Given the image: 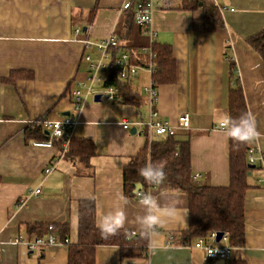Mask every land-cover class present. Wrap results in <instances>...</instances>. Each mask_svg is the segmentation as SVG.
<instances>
[{
	"label": "crops",
	"instance_id": "0c3cea01",
	"mask_svg": "<svg viewBox=\"0 0 264 264\" xmlns=\"http://www.w3.org/2000/svg\"><path fill=\"white\" fill-rule=\"evenodd\" d=\"M126 1L0 0V264H68L69 248L60 242L54 224L68 223L66 240L76 244L81 201H95L97 219L101 211L118 203L121 194L125 196L123 170L147 142L140 133L127 130L140 121V109L143 119L148 117L143 89L152 83L146 70L150 37L138 25L132 32L126 30L122 10ZM194 1L155 0L154 42L170 44L176 61V82L158 87L159 116L177 126L182 115H189L190 128H178L176 138L190 142L192 175H199L195 183L227 186L230 137L218 116L228 113L236 80L243 86L256 133L250 144L264 155V64L246 42L264 27V0H200L198 8H189ZM203 5L228 8L220 12L222 25L205 18ZM118 33L128 35L126 43L133 47L134 59L140 60L136 64L142 69L131 80L142 100L140 107L96 101V96L87 99L77 115L73 138L96 143L98 155L91 157L88 166L66 160L57 145L33 146L38 140L27 139L28 126L74 115L70 93L88 78V63L82 58L87 54L86 36L97 42L119 37ZM51 165L54 170L46 175L44 169ZM248 184L246 243L233 248L232 260L264 264V199H256L264 197V160L251 169ZM38 188L41 194H33ZM146 193L178 200L188 210L185 224L173 221L145 233L135 223L139 196L126 197L128 220L121 229L147 234L148 255L126 257L118 246H100L96 264H207L194 244H168V237L176 241L189 228L188 196L171 191L164 180ZM29 224H48L44 233L53 227L58 243L35 252L14 243L19 236L29 241L44 234L29 231Z\"/></svg>",
	"mask_w": 264,
	"mask_h": 264
},
{
	"label": "trees",
	"instance_id": "16d2710c",
	"mask_svg": "<svg viewBox=\"0 0 264 264\" xmlns=\"http://www.w3.org/2000/svg\"><path fill=\"white\" fill-rule=\"evenodd\" d=\"M200 0H195L189 8L196 9ZM206 19L222 25L221 9L219 6L203 5ZM134 10L126 11L125 28L132 32ZM142 30V29H141ZM128 32V33H129ZM143 32V31H142ZM119 47L110 50L109 71L105 77L103 87H114L125 104L139 106L142 100L132 89V79L119 80L117 61L122 52L130 54L131 62L140 64L139 58L134 59L136 53L133 47L127 45L128 35L118 33ZM247 44L260 57L264 64V27L246 39ZM153 58L151 63L154 72L152 81L157 87L176 82V61L170 44L154 42L152 44ZM148 66V65H147ZM25 76V75H24ZM31 77V75H26ZM233 74L231 73V79ZM8 80V79H7ZM15 80V79H14ZM228 113L233 118L246 116L250 119L248 105L240 80H236L229 93ZM252 122V121H251ZM147 142L143 149L134 156L123 170L124 195L127 198L137 197L135 189L141 184V192H146L152 185L139 175V169L147 164L161 165L165 172L164 181L171 191L181 192L188 196L189 228L182 232L174 242L176 245H192L200 238L207 237L211 232H229V245L232 248L243 247L245 237V198L248 190V175L251 171L248 162V152L251 138L248 141H238L230 138L229 173L230 181L227 186L198 185L193 181L191 168V151L188 140L175 137H155L148 139V130L144 129ZM27 139L46 141L50 139L48 132L39 124H32L26 129ZM53 145L59 146L63 157L77 166H88L91 157L97 156V145L86 138H72L69 147L64 151L60 139H53ZM256 163L255 165H257ZM96 207L94 200H84L79 205L78 242L69 244L67 237L70 225L54 224L60 242L68 246V264H96V250L100 246H118L122 255L126 257H145L148 255V235L119 229L114 234L104 235L96 226ZM29 231L44 233L48 231V224H29ZM129 237V239H128ZM196 241V242H195ZM195 242V243H194ZM222 245V243L220 244ZM228 264H247L245 261H230Z\"/></svg>",
	"mask_w": 264,
	"mask_h": 264
},
{
	"label": "built area",
	"instance_id": "2783aa9c",
	"mask_svg": "<svg viewBox=\"0 0 264 264\" xmlns=\"http://www.w3.org/2000/svg\"><path fill=\"white\" fill-rule=\"evenodd\" d=\"M168 1V0H167ZM156 7L155 0H127L122 10L127 11L129 9L134 10V20L136 25L140 26L143 34L150 37L151 45L149 48L150 64L146 69L152 76L154 69L151 63L153 58L152 44L155 39V32L152 28L153 14ZM221 9V8H220ZM228 8L222 7L221 11H227ZM233 11V10H232ZM89 28H86V33ZM120 42L116 35H112L109 38L101 39L97 42H92L87 36L84 39V53L82 58L88 63V78L86 81L78 83V86L71 91L70 96L73 100L74 115L66 117L58 121L40 120L39 125L48 132L50 136L49 140L34 142L33 146L38 148H52L53 139H60L62 142V148L64 151L69 147L70 141L73 138L74 130L78 122L77 115L81 113L87 99L92 96H100L101 99H105L110 102L123 103V99L118 95L117 89L114 87H103L105 77L109 71L110 62V50L119 47ZM94 50V51H93ZM146 51V50H145ZM93 52L94 54L92 55ZM142 67L138 64L131 62L130 54L128 52H122L120 58L117 61V74L119 80H130L135 76ZM144 95L147 97L148 104V117L143 119L142 110L140 109L137 133L144 136V129L148 130V139L151 140L155 137H175L177 136L178 128L189 129L190 117L188 114H184L179 118L178 125L175 126L168 121L160 118L158 110L159 104V92L158 87L154 85L153 81L149 86L143 89ZM125 128H128L126 122ZM222 129H225L221 126ZM63 154V152H62ZM248 162L250 165H255L259 161L264 160V155L259 154L255 147H251L248 152ZM55 161H52L54 164ZM54 170V166H48L44 169L46 175L50 174ZM199 175L193 176V181L198 179ZM147 192V191H146ZM146 192L137 193L139 199ZM33 194L40 195L41 189L38 188L33 191ZM53 227L49 228V233L38 235L35 239L26 241L23 237L19 236L14 239V243L25 244L30 252H35L41 248H45L50 245L58 243L57 238L52 232ZM137 232L133 231L132 235L135 236ZM217 232H211L207 237L200 238L195 244V249L203 251L207 264H215L218 261L228 262L232 260L233 248L229 245V232H224L220 242H217ZM129 239V237H128ZM175 240L174 236L168 237V244H173ZM68 242V241H67ZM221 243H224L220 245Z\"/></svg>",
	"mask_w": 264,
	"mask_h": 264
},
{
	"label": "clouds",
	"instance_id": "9594fccd",
	"mask_svg": "<svg viewBox=\"0 0 264 264\" xmlns=\"http://www.w3.org/2000/svg\"><path fill=\"white\" fill-rule=\"evenodd\" d=\"M220 125L225 128L228 137L238 141H248L256 133L249 118L241 116L233 118L227 113L218 116ZM139 175L150 184H161L165 178V172L161 165L147 164L139 169ZM257 200L264 197L257 196ZM128 199L122 194L118 197V203L108 210L101 211L96 219V226L104 235L114 234L122 228L128 216L126 206ZM140 211L135 216L136 225L145 233L157 226H166L170 222L184 223L187 209L180 205L178 200H165L162 196L145 193L138 201Z\"/></svg>",
	"mask_w": 264,
	"mask_h": 264
},
{
	"label": "water",
	"instance_id": "95a60500",
	"mask_svg": "<svg viewBox=\"0 0 264 264\" xmlns=\"http://www.w3.org/2000/svg\"><path fill=\"white\" fill-rule=\"evenodd\" d=\"M96 101H100V96H96ZM132 134H136L137 133V130L136 128H133V130L131 131ZM250 169H254L255 168V165H250L249 166ZM142 190V186L141 184H137L136 185V189H135V194L139 193L140 191ZM217 242H220V240L222 239L223 237V232H218L217 234ZM222 263H224V261H221Z\"/></svg>",
	"mask_w": 264,
	"mask_h": 264
},
{
	"label": "rangeland",
	"instance_id": "374dc122",
	"mask_svg": "<svg viewBox=\"0 0 264 264\" xmlns=\"http://www.w3.org/2000/svg\"><path fill=\"white\" fill-rule=\"evenodd\" d=\"M85 28H87V27H85ZM83 42H84V40H83ZM83 45H84V43H83ZM102 100H104V101H107V100H105V99H102ZM135 110V109H134ZM140 118H139V116H138V120H139ZM39 122V121H38ZM131 123H134L133 121L131 122ZM135 124V123H134ZM128 125H129V123H128ZM134 127H138V122L136 123V125H131L130 126V128L127 130L128 132H131V130L134 128ZM134 135H136V134H134ZM36 142H39V141H36Z\"/></svg>",
	"mask_w": 264,
	"mask_h": 264
}]
</instances>
